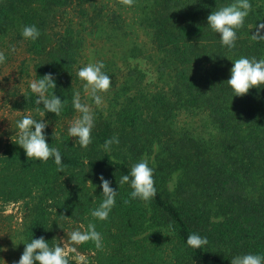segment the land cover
<instances>
[{
	"label": "trees",
	"instance_id": "16d2710c",
	"mask_svg": "<svg viewBox=\"0 0 264 264\" xmlns=\"http://www.w3.org/2000/svg\"><path fill=\"white\" fill-rule=\"evenodd\" d=\"M233 2L0 0V46L7 60L18 48L25 54L18 81L51 73L50 92L64 103L59 115L41 117L28 86L12 106L21 112L16 121L30 114L49 122L47 140L60 149L64 171L53 158H27L16 144V121L0 138V198L33 199L24 242L43 236L56 243L65 214L83 220L91 213L104 198L102 173L118 189L102 220L112 249L103 264H231L235 255L264 253V85L237 96L227 83L232 60L264 58V0H250L228 48L207 16ZM32 24L40 36L25 39L22 29ZM100 60L111 86L96 105L77 72ZM76 92L94 114L86 147L67 131L80 116ZM113 136L119 143L106 150ZM141 159L154 169L157 192L148 201L119 184ZM192 232L207 245L188 246Z\"/></svg>",
	"mask_w": 264,
	"mask_h": 264
},
{
	"label": "clouds",
	"instance_id": "9594fccd",
	"mask_svg": "<svg viewBox=\"0 0 264 264\" xmlns=\"http://www.w3.org/2000/svg\"><path fill=\"white\" fill-rule=\"evenodd\" d=\"M125 3L131 4L132 0H125ZM251 9L250 0H235L223 7L212 11L207 16L208 26L219 33L221 44L232 48L237 39L236 29L244 24ZM264 27V25H262ZM21 35L25 39L36 40L40 36V29L35 25H25ZM7 59L5 53L0 51V63ZM233 64L227 83L232 89L234 95L241 96L247 94L249 90L256 86L264 85V58L241 56L232 60ZM78 77L84 81V89L92 97L96 105L102 103L101 92H106L111 86V77L104 71V62L102 60L90 62L80 67L77 72ZM42 78L30 82L32 93L36 94V103L42 104L44 111L59 115L64 108L63 100L50 90L56 87V81L53 74H45ZM73 107L80 113L75 118L67 131L72 137L78 138L79 144L86 147L92 142L91 132L94 127V114L90 106L81 102L80 93L76 92L73 96ZM48 121L36 119L27 114L16 121V137L19 146H21L27 158H35L41 161H48L53 158L59 171L65 169L62 162L61 151L58 147L52 146L47 140ZM119 139L116 136L105 140L104 147L109 149L112 144H118ZM154 169L150 166L147 159H141L134 163L129 172L121 176L119 184L130 183L132 191L130 197L139 198L145 201L155 197L157 189L155 187ZM100 187L102 188L103 200L91 211V215L99 220H106L109 213L116 204L118 189L111 186V181L102 173L99 175ZM69 239L75 244L93 241L96 248L102 247V235L96 229L94 223H89L87 229L82 231L79 227L68 233ZM25 247L18 261L13 264H70V259L64 248L60 244H49L43 236L31 238L29 242H24ZM206 236H201L197 232L190 233L186 238V244L192 248H201L207 245ZM4 249L0 248V251ZM231 264H264V253L247 252L232 257Z\"/></svg>",
	"mask_w": 264,
	"mask_h": 264
},
{
	"label": "rangeland",
	"instance_id": "374dc122",
	"mask_svg": "<svg viewBox=\"0 0 264 264\" xmlns=\"http://www.w3.org/2000/svg\"><path fill=\"white\" fill-rule=\"evenodd\" d=\"M0 51H7V48L0 46ZM12 52V51H11ZM9 52V59L0 63V138L4 130L14 123L21 112L12 108L13 102L22 95L30 82L34 80L29 76L18 81L19 66L25 54L18 48L15 53ZM8 57V56H7ZM29 62V61H28ZM17 93L14 95L13 92ZM49 123V122H48ZM52 127L53 125L50 124ZM33 203L32 197L10 199L0 198V264H13L18 261L23 250L24 241V216H30V206ZM50 208H54L50 205ZM66 219L62 220L61 228L58 230L56 244L64 248L67 255L76 260L77 264H103L106 257L112 252L111 246L103 240L102 220L93 217L89 211L83 220L75 219L73 215L65 214ZM89 223L96 225L97 231L102 235V247L93 246L83 249L80 244L72 242L68 233L79 227L82 231L87 229Z\"/></svg>",
	"mask_w": 264,
	"mask_h": 264
}]
</instances>
